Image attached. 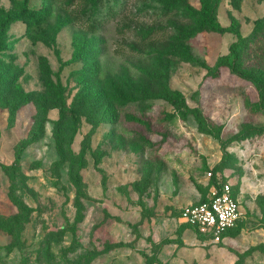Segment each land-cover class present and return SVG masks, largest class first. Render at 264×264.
<instances>
[{
    "label": "rangeland",
    "instance_id": "374dc122",
    "mask_svg": "<svg viewBox=\"0 0 264 264\" xmlns=\"http://www.w3.org/2000/svg\"><path fill=\"white\" fill-rule=\"evenodd\" d=\"M115 1L90 32L79 0H0V264H264V101L208 73L237 35L199 31L201 0ZM214 1L244 36L264 18V0ZM24 4L47 21L2 28ZM225 182L242 218L208 242L181 211Z\"/></svg>",
    "mask_w": 264,
    "mask_h": 264
},
{
    "label": "trees",
    "instance_id": "16d2710c",
    "mask_svg": "<svg viewBox=\"0 0 264 264\" xmlns=\"http://www.w3.org/2000/svg\"><path fill=\"white\" fill-rule=\"evenodd\" d=\"M180 1L189 2V0ZM117 2L115 0H79L77 6L80 7V11L71 13L72 22L79 23L90 32H96L108 18L118 13V9L116 8ZM216 7L217 3L214 0L200 1V9L197 15L199 31L234 33L237 35V40L231 44L229 53L222 55L216 65L208 67L209 75L211 77H218L222 69L227 68L232 74L254 82L257 86L260 99L264 101V18H258L255 21L252 33L249 36H244L234 21L230 25H223L219 21ZM22 13L25 16L7 15L5 18H2V28H6L8 24L17 19H22L32 24L36 22L37 18L39 23H45L47 17L50 15V7L46 5L33 14L29 7L24 4ZM62 27V25H59L55 30L58 31ZM196 33V31L184 32L182 38L190 39ZM76 45V58H86L87 53L83 50L82 45L78 42ZM10 47L11 43L0 39V54L5 50H9ZM172 98L180 103H184L185 101L180 91H174ZM123 114H125L123 109L113 106L108 110V120L114 124H118ZM186 225L190 226L189 224Z\"/></svg>",
    "mask_w": 264,
    "mask_h": 264
},
{
    "label": "built area",
    "instance_id": "2783aa9c",
    "mask_svg": "<svg viewBox=\"0 0 264 264\" xmlns=\"http://www.w3.org/2000/svg\"><path fill=\"white\" fill-rule=\"evenodd\" d=\"M242 218L240 201L228 182L213 185L205 200L190 202L183 207L182 223L195 228L208 242H223L228 232Z\"/></svg>",
    "mask_w": 264,
    "mask_h": 264
},
{
    "label": "crops",
    "instance_id": "0c3cea01",
    "mask_svg": "<svg viewBox=\"0 0 264 264\" xmlns=\"http://www.w3.org/2000/svg\"><path fill=\"white\" fill-rule=\"evenodd\" d=\"M232 238H233L232 235L228 232V234H227V236H226V238H225L224 241H225V242H226V241L228 242V241H230V240L232 241Z\"/></svg>",
    "mask_w": 264,
    "mask_h": 264
}]
</instances>
